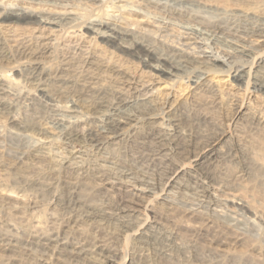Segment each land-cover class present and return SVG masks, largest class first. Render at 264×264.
I'll list each match as a JSON object with an SVG mask.
<instances>
[{"label":"rangeland","instance_id":"rangeland-1","mask_svg":"<svg viewBox=\"0 0 264 264\" xmlns=\"http://www.w3.org/2000/svg\"><path fill=\"white\" fill-rule=\"evenodd\" d=\"M0 4L12 5L7 11L71 13L51 24L0 16V264H95L85 254L76 257L78 247L95 251L97 264H264V90L255 85L264 81V32L256 34L264 31V0ZM111 16L120 26L149 27L139 36L158 51L172 52L198 31L194 56L243 46L249 54L218 72L210 60L196 63L206 73L158 72L84 26ZM35 49L41 52L35 55ZM33 61L50 79L65 65L77 79L91 73L97 87L146 100L156 115L95 146L74 134L102 130V124L81 106L74 113L66 110L71 103L42 98L30 79ZM236 63L243 75L251 69L249 83L229 75ZM173 119L187 137H157ZM17 130L30 137L10 136ZM236 201L258 217L256 227ZM42 238L45 245H38Z\"/></svg>","mask_w":264,"mask_h":264},{"label":"bare ground","instance_id":"bare-ground-1","mask_svg":"<svg viewBox=\"0 0 264 264\" xmlns=\"http://www.w3.org/2000/svg\"><path fill=\"white\" fill-rule=\"evenodd\" d=\"M178 1L179 2H185L187 4L190 3V4L194 5V3H201L202 4V3H204L205 0H178ZM6 8H9V9L11 8L12 9L13 7H12V5H9V4H7L6 6H2L0 4V16L6 15L7 17L8 16H12V17H17V18H22V19H26L29 22L43 20L45 24L46 23L47 24L54 23V20L57 19V18H59V19L68 18L69 19L70 18L69 14H71L70 12L69 13H67V12L66 13H55V12H51V11H41V12L31 11L30 12V11H27V10H25L23 8L21 9V11H9V9L7 11ZM134 15L137 18L141 17V15L137 14V13L134 14ZM116 19L117 18L115 16H111V17H107V18L106 17L105 18H103V17L101 18L100 17V18L90 19L84 24V26L87 29H93V30L96 29L97 32H99V35L97 34V36H101L102 40L107 42V43L114 44L117 47H121V48L122 47H127V50L129 52V54L137 56L138 58H140V60L147 67H151V69L153 68V69L157 70L158 72L172 73L174 71L176 72V71H184L186 69H189V70L192 69V70H196V71H199V72H202V73H206L208 71L202 70L201 67L199 69V67L196 66L197 62H199V61L203 62V61H206V60L212 61L211 65H213L212 67H214V69H213L214 72H218V71H221L220 70L221 68L218 67V66L226 65L227 63L232 62L230 60H232L234 58L235 59L237 57L242 58V56H245V55L249 54L248 53L249 49H246L247 47L243 46L241 49L239 48V50H237V49L235 51L232 50V51L224 53V55L211 54V55H208V56H204V55H206L207 52H206V50H202L199 53H201L203 56H199V55L198 56H194L195 55L194 52H196L197 48L201 46L200 45L201 41L199 39L200 35H199L198 31H190V30H187V29H186L187 31H190L188 33V36L186 35V40L187 41H184L183 43H181L179 48H176L172 52H164L163 50L162 51H160V50L158 51V49H155L156 47H154L152 44H150L148 42H145L144 40H146V39L143 40L142 38H140L141 36H139V34H145V32H148L150 30V29H148L149 27L147 28L146 26L137 25L135 23H129V21L128 22L127 21H125V22L123 21L122 23L125 26L124 25L120 26V25H117L115 23ZM159 26L160 25H158V26L156 25L155 26V28L158 27V29H159V30L157 29L158 31H160V29H161ZM104 31H105L106 34H102ZM238 31H239V29H238ZM249 31H251V30H249ZM255 32H256V30H255ZM263 32L264 31H262V32L261 31H257L256 34L262 36ZM232 33H235V32H232ZM228 34H229V32H228ZM238 36H240V35H238ZM184 39H185V37H184ZM241 43H243V42H241ZM244 47H246V48H244ZM29 50H31V48ZM30 52L31 51H29V53ZM33 52L36 55V54L40 53L41 51L39 49H35ZM2 53L0 51L1 55H2ZM6 56H8V55H6ZM145 58H148V61ZM257 58H258V56H257ZM236 61L237 60H235L234 62H236ZM151 62H155V65L151 64ZM86 63H87V65L94 66L92 61L90 62L89 60H87ZM232 64H233V62H232ZM65 66L66 67L60 68V70L57 69L56 70L57 72L55 73V76L52 79H50V78L47 77L48 74L45 73L44 67L41 68V66L39 65V62L33 61L31 63V68H32V70H31L32 72L31 73L32 74L30 76V79L32 80V82H34L36 84L37 89H38L41 97L45 98L46 101L48 100V101H50L52 103H55V104H57V103L60 104L62 102V103H64V106H66L67 104L71 103V106L69 107L70 110L69 109H66V110H68L70 112H74V113H79L78 111L81 108L79 110H77V108H79L81 106L85 110V112L90 115V118H91L90 120H92L93 123L100 122L102 124V130H97V129H94L93 127H91V128L87 129L85 134L82 135V134H79V133H75L74 136H76V137H87L89 139V141L91 143H93V145L100 147V145H102V144L104 145V143L106 142L107 139L108 140L109 139L113 140V139H115L117 137L123 136L125 130L128 127H130V128L135 127L136 124L139 122V120L141 118H143V120L144 119L148 120V119H152V118L155 117L154 115H156V114H154V108H151L150 107L151 104H149V102H147L146 100L140 101L138 99V97L136 98L135 96H125L124 93L120 92L121 90L119 91V90H116L114 88H113V90H107L106 89L107 87L105 88L106 90H104L102 88H99V87H97L98 84L95 85V80L94 79H96V78L93 77V74L91 76L90 75L91 73L87 74V73L83 72V75H82L81 79H77L74 76H69L70 74L68 75V73L72 72V70H71L70 66H68V65H65ZM72 68H73V66H72ZM231 69L232 70H230L231 73L229 72L230 73L229 75H231L235 79V81H240V80H243V79H247L246 82L249 83L250 76H251V73H250L251 69L248 72V76L242 74V72H244V70L242 69V65H240L238 63L234 64ZM111 71H113L114 73H118L119 72V71H117V70H115L113 68L111 69ZM46 72H48V71H46ZM191 73H193V72H191ZM117 75H119V73ZM200 76L201 75H199L197 77L200 78ZM43 79H45L46 81L51 80L58 88L50 89L47 84H43L41 82V81H43ZM4 85H5V81L2 78H0V92L4 91ZM255 85L258 87V89L264 90V81L260 80V82H258ZM257 87H255V88H257ZM2 104H3V106L5 108L10 109V105H8V103H4V101H3ZM51 107H52V105H51ZM7 109H5V110H7ZM170 118H172V117H170ZM170 121H171V128L165 130L164 132L156 133L158 135L157 137H171V138L172 137H187L186 136V130L184 131V129L180 126L181 124L178 123V120L173 119V120H170ZM126 126H128V127L126 128ZM10 136H13V137H26V138L30 137L29 132H27L26 130L12 131V132H10ZM159 154H160V152H159ZM244 163H245V161H244ZM169 177H170V175H169ZM170 180H171V178H170ZM234 201H235V199H234ZM237 201L233 202V203H235L239 207V209H241L246 214L249 212L247 214V216H245L243 214V218L245 219V221L249 225L253 226L251 228H254V226L256 227L261 221L257 220L258 217L254 213H252V211H250L248 209L246 204H244L241 201L240 202H237ZM124 212H126V213H128V215H130V212L128 210L125 209ZM238 223H240V222H238ZM6 238H8V237H6ZM37 240H39V239H37ZM46 241H47V239H45V238L43 239L42 238L38 242V245H41V244L45 245ZM7 243H9V242H7ZM6 247H7V245H6ZM73 252L76 255V257H80V256L85 254V255H87L86 257H89V259L93 263L97 264L96 262H98V259H97L98 256L96 257V255H95L96 253L92 249H84V248H79L78 247V248H75L73 250ZM101 252H102V250H101ZM84 257L85 256H83L82 258H84ZM67 264H69V263H67Z\"/></svg>","mask_w":264,"mask_h":264}]
</instances>
